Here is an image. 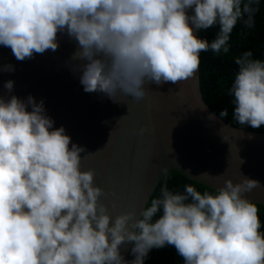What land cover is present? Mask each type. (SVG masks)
<instances>
[{
  "label": "clouds",
  "instance_id": "1",
  "mask_svg": "<svg viewBox=\"0 0 264 264\" xmlns=\"http://www.w3.org/2000/svg\"><path fill=\"white\" fill-rule=\"evenodd\" d=\"M253 3L0 0V45L24 61L55 52L57 34H66L77 43L71 59L81 63L73 71L80 73L86 93L103 94L113 103L139 102L149 90L146 84L191 78L202 52L228 53L238 21L254 26ZM215 25L219 32L212 42L194 35ZM235 64L229 89L233 119L258 129L264 125V61L247 51ZM13 87L14 81L4 84L9 93ZM227 115V109L220 113ZM85 152L64 127L54 128L43 100L0 98V264H144L152 249L166 245L174 246L184 264H264L259 209L245 198L261 187L259 181L225 180L215 194L192 185L174 193L165 184L138 219L128 212L113 220L100 203L104 192L94 186L95 173L80 170ZM127 243L133 245L131 261L120 253Z\"/></svg>",
  "mask_w": 264,
  "mask_h": 264
},
{
  "label": "water",
  "instance_id": "2",
  "mask_svg": "<svg viewBox=\"0 0 264 264\" xmlns=\"http://www.w3.org/2000/svg\"><path fill=\"white\" fill-rule=\"evenodd\" d=\"M187 14L194 15V9ZM57 40L55 52L34 53L24 61L0 45V68L14 67L0 71V98L26 101L31 95L44 101L54 128L64 127L71 142L86 149L80 170L95 173L94 186L104 192L100 203L113 220L128 212L138 219L168 171L214 192L225 180H257L261 187L245 198L264 206V134L233 128L213 113L202 99L198 71L177 84H146L149 90L139 102L113 103L83 90L80 73L73 71L81 61L71 59L77 43L62 33ZM10 80L11 93L4 88ZM211 114L215 119L208 118ZM131 246L120 248L125 260Z\"/></svg>",
  "mask_w": 264,
  "mask_h": 264
},
{
  "label": "trees",
  "instance_id": "3",
  "mask_svg": "<svg viewBox=\"0 0 264 264\" xmlns=\"http://www.w3.org/2000/svg\"><path fill=\"white\" fill-rule=\"evenodd\" d=\"M253 7L257 9L254 15V26L248 28L243 24V21H238L230 35L228 53L221 51L216 54L209 50L200 54L198 77L204 103L224 123L236 129L264 134V125L254 129L250 126L240 125L233 119L235 105L233 104V97L229 93L238 70V66L235 64L236 58L247 51H251L254 59L264 61V0H254ZM218 32L219 25H215L206 30H199L197 38L212 42ZM225 109H227L228 115L221 117L220 113ZM165 184L174 193H183L186 185H192L202 194L205 191L215 194L214 191L194 183L174 171H168L149 198L146 206L150 205L151 199L160 196V189ZM256 206L259 209L258 215L261 220L260 232L264 233V206ZM132 259L134 257L131 255L130 249L126 261ZM144 264H184V262L174 246L166 245L163 248L152 249L144 260Z\"/></svg>",
  "mask_w": 264,
  "mask_h": 264
}]
</instances>
